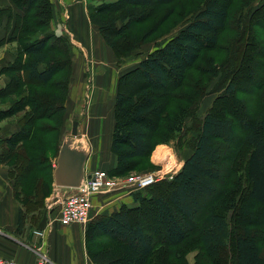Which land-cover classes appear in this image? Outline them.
<instances>
[{
  "label": "trees",
  "instance_id": "16d2710c",
  "mask_svg": "<svg viewBox=\"0 0 264 264\" xmlns=\"http://www.w3.org/2000/svg\"><path fill=\"white\" fill-rule=\"evenodd\" d=\"M12 1L23 8L25 15L19 29L8 40L19 44L15 59L0 70V76L9 79L0 88V99L15 95L8 107L0 108V121L18 113L23 116L18 122L19 132L1 141L0 163L14 160L15 172H10V176L15 181L16 197L22 206L20 231L26 212L35 207L37 201V207H43L44 199L52 191L53 168L50 167V177L41 176L49 169L44 157L48 142L42 136L56 134L61 128L69 83V47L72 50L73 47L48 29L52 17L50 0ZM176 1L102 2L89 10L88 17L115 59L120 60L156 36L170 17L171 9L142 31L130 35L128 31L148 20L152 9L170 7ZM234 1L205 0L185 29L160 45L138 67L119 77L111 138L115 165L106 171L110 176H123L131 160L152 151L158 123L151 126L147 123L152 116L158 119L167 104H158L157 98L148 93L138 92L133 96L126 90L123 93L127 80L140 73L153 89H165L163 96L177 98L173 89L182 86L187 70L195 65L202 51L218 43ZM250 1L243 2V8L254 10L252 19L263 22L264 0ZM3 44L4 41H0V47ZM205 72L212 76L218 74L212 61ZM261 82L264 83V74ZM235 90L236 86L229 84L227 97H232ZM179 97L182 99L181 95ZM261 98L264 100V87ZM185 114L182 109L166 116L168 135L185 129ZM250 117L240 120L243 135L238 141L245 153L242 178L226 187L218 185L222 175L218 165L220 144H230L236 129L229 116L207 112L201 119L192 152L177 174L134 194L138 206H123L111 215L90 219L85 233L90 260L94 264H186L181 248L189 234L195 232L210 264H264V246H259L256 228L264 225V103L262 110ZM146 189H152L147 199L140 194ZM162 189L168 190L167 196L162 194ZM154 230L160 237L154 236Z\"/></svg>",
  "mask_w": 264,
  "mask_h": 264
},
{
  "label": "rangeland",
  "instance_id": "374dc122",
  "mask_svg": "<svg viewBox=\"0 0 264 264\" xmlns=\"http://www.w3.org/2000/svg\"><path fill=\"white\" fill-rule=\"evenodd\" d=\"M112 1L115 0H103L101 2L89 0L87 7L88 10H90L99 3ZM204 1L205 0H177L176 3L170 7L167 5L152 9L148 20L131 28L128 31L129 35L133 34V32H140L149 25L151 26L168 8L171 9V15L161 26L156 36L133 51L127 58L123 57L120 60L116 58V69H119L121 73H125L138 67L139 63L154 52L160 45L163 46L180 31L185 29L196 12L202 8ZM245 1L251 2L250 0H235L233 2L224 27L219 33L218 43L212 49H204L202 51L195 65L187 70L182 86L173 89V92L178 95L177 98H166L163 96L162 94L165 92V89H153L142 78L140 73H137L127 80L126 86L123 87V93H126L125 90L128 92V95L132 96L136 95L138 92L141 94L148 93L157 98L158 104L166 102L167 104L165 105L163 114L160 115L158 119L152 116L147 123V126H151L155 122L158 123L152 139V151L145 157H138L131 160L128 171L124 173L123 176L116 178L125 179L131 175L144 176L162 170L165 172V179H170L181 169L182 166L179 168V163L184 162L191 154L196 141L195 135L200 128L201 119L210 111L221 117L229 116L236 129L235 137H233L230 144H220L221 155L218 165L222 169V175L218 185L219 183L225 184L224 186L226 187V185H229L237 178H242L240 173L244 170L243 162L245 153L243 145L241 146L240 141H238L243 135L240 120L250 119L252 114L262 110V103H264V100L261 98L262 89L264 87V83L261 82V78L264 74V17H261L263 18V22L253 20L252 15L254 10L251 9L250 11L248 8H243V2ZM262 1L263 0H258L257 3ZM255 24L258 26H255ZM118 25H120V23H118ZM251 36H254V38H251ZM64 42L68 43L67 41ZM18 45V42L15 41V44L9 46L10 48L8 51L14 54ZM87 47H89L90 50L92 49L90 43H88ZM120 53L124 55V52ZM1 55L2 53H0V56ZM84 57L86 58L85 55ZM83 59L82 54L79 55L74 49L72 50V48L69 47L70 65L67 71L69 83L67 94L64 99V105L66 103L68 112L66 110L58 133L55 134L51 132L42 136L43 140L48 142L44 157L47 158V162L45 163L49 169L44 172L45 175H41L45 179H47V175H49L47 177H50V167L54 165V168L56 165V158L62 141L65 138H69L74 146H78L77 140L80 139L79 135L75 138L71 136L70 132L72 129V122H77L76 120L80 118V107L87 108L92 104L91 99L93 100V95L88 96L87 91L89 86L88 78L90 75H93L95 71L100 72L105 66V68H108L107 64L100 66L101 63L98 64L89 60L88 63L92 64L88 65L87 69ZM93 60H95V58H93ZM209 61H212L213 68H215L217 71L216 73H218L216 76H212L208 72H205L206 66L210 63ZM85 70L87 72H85ZM229 84L236 86L235 93L232 97H227L226 93ZM1 87L2 85H0V88ZM180 95L182 99L179 97ZM14 98L15 95L3 97L0 99V107L2 109L8 107L11 104L10 101L14 100ZM134 98L136 101V96ZM188 98H191L190 102ZM182 109H185L186 113L184 118L185 129L181 132L168 135L165 127L166 116L173 115ZM239 109H242V111ZM114 114L113 108V120ZM22 116V114L18 113L3 120H7L8 123L15 122L16 120L19 122ZM83 118H85V116ZM89 128L93 131V134H90V130L88 129L86 137L89 135L88 137L95 151L97 148L96 143H98V139H96L98 132L91 126H89ZM100 143H102V141ZM3 165L13 167L14 160H10L8 164ZM151 190L152 189H146L140 194L143 195V198L147 199L152 193ZM71 192V190L67 189L59 196H53L52 200L47 201V206L41 208L37 207V205H39V201H37L34 205L35 207H31V210L26 212L24 216L27 225L26 234L24 236L25 244L35 246L39 243V237L34 233L33 236L31 231L33 228L37 227L42 215L45 214V209L49 210V212L55 210L59 211L61 202L69 196ZM124 192L126 195L130 196L131 203L128 206L131 208L138 206V203L134 201V194L137 195L140 191ZM51 193L50 195H53L52 191ZM162 194L167 196L168 190L162 189ZM50 195L48 197H50ZM25 210L27 209H24V211ZM146 216L149 217L148 215ZM149 221H151V219H149ZM256 228L259 233V246H264V225L256 226ZM152 233L154 236L160 237L159 232L154 230ZM181 252L182 255H180L185 259L186 264H210L209 258L201 249L195 232L189 234L187 241L181 248Z\"/></svg>",
  "mask_w": 264,
  "mask_h": 264
},
{
  "label": "crops",
  "instance_id": "0c3cea01",
  "mask_svg": "<svg viewBox=\"0 0 264 264\" xmlns=\"http://www.w3.org/2000/svg\"><path fill=\"white\" fill-rule=\"evenodd\" d=\"M88 1L50 0L52 17L48 28L55 37L66 39L71 43L74 51L83 55V62L86 67L92 64L88 63L89 60L98 64L101 63L100 66L105 64L108 66V68L105 66L100 72L95 71L88 78L87 91L88 96L93 95L92 104L87 108L80 107V118L76 120V137L78 135L80 137V139H76L77 145L89 150L85 164L86 174L98 170L109 171L115 165V157L111 153L114 126L113 108L118 79L124 73L116 69V59L113 52L104 44L97 26L89 21ZM96 1L101 2L103 0ZM24 15L23 8L13 3L12 0H0V41H4L0 47V53H2L0 70L15 59V53L8 51L9 46L15 42H8V40L10 35L19 29ZM88 43L92 45L91 50L87 47ZM42 70L43 67L39 65V71ZM85 72L87 71L85 70ZM8 81V78L0 76V85L3 86ZM65 108L68 112L66 103ZM84 116L85 118H83ZM88 125L98 132L96 135V139H98L96 152L88 137L89 135L86 137L88 129L90 130ZM18 132L17 120L10 123L7 120L0 121V155L2 153L1 141ZM90 134H93L92 130H90ZM101 141L102 143H100ZM182 164L183 162L179 163V168ZM12 171L15 172L14 166L9 167L0 163V258L14 260L17 264H33L40 254H46L49 264H94L87 254L85 245L87 224L73 223L69 226H63L58 220L59 211L56 210L49 212L45 209V214L42 215L37 227L31 231L32 235L33 233L41 234V236L37 235L39 243L35 246L25 244L24 236L27 225L24 220L21 230L18 231L22 206L16 197L15 181L10 176ZM67 189L55 186L53 180V195L45 199L44 206H47V201L52 200L53 196H59ZM130 203V196L126 195L124 191L96 195L92 199L90 218L111 215L118 212L123 206L129 207Z\"/></svg>",
  "mask_w": 264,
  "mask_h": 264
},
{
  "label": "built area",
  "instance_id": "2783aa9c",
  "mask_svg": "<svg viewBox=\"0 0 264 264\" xmlns=\"http://www.w3.org/2000/svg\"><path fill=\"white\" fill-rule=\"evenodd\" d=\"M79 188L69 189L71 194L60 204L58 220L61 225L69 226L73 223L87 224L90 221L92 199L96 195H105L113 192H135L165 179L162 170L144 176L131 175L125 179L110 176L104 170L88 174ZM38 236L41 234L37 233ZM0 264H17L14 260L1 259ZM33 264H49L46 254H40Z\"/></svg>",
  "mask_w": 264,
  "mask_h": 264
},
{
  "label": "water",
  "instance_id": "95a60500",
  "mask_svg": "<svg viewBox=\"0 0 264 264\" xmlns=\"http://www.w3.org/2000/svg\"><path fill=\"white\" fill-rule=\"evenodd\" d=\"M72 137L77 136V122H72L70 132ZM89 152L81 146H74L69 138H65L59 147L56 165L53 170V180L57 187L75 189L79 188L85 178V164Z\"/></svg>",
  "mask_w": 264,
  "mask_h": 264
}]
</instances>
